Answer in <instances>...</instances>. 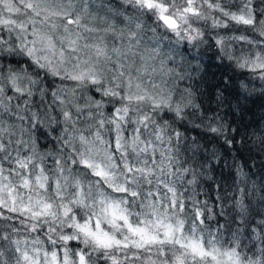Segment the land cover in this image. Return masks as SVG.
Wrapping results in <instances>:
<instances>
[{
	"label": "clouds",
	"instance_id": "obj_1",
	"mask_svg": "<svg viewBox=\"0 0 264 264\" xmlns=\"http://www.w3.org/2000/svg\"><path fill=\"white\" fill-rule=\"evenodd\" d=\"M0 264H264V0H0Z\"/></svg>",
	"mask_w": 264,
	"mask_h": 264
}]
</instances>
